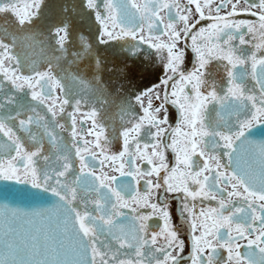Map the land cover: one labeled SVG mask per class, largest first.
Returning a JSON list of instances; mask_svg holds the SVG:
<instances>
[{
    "label": "snow or ice",
    "instance_id": "6c2138e0",
    "mask_svg": "<svg viewBox=\"0 0 264 264\" xmlns=\"http://www.w3.org/2000/svg\"><path fill=\"white\" fill-rule=\"evenodd\" d=\"M44 7V0H0V181L30 185L37 191L28 197L51 205L31 214L49 213L46 227L17 226L15 209L0 213V264H179L174 253L185 241L161 190L180 199L191 264H264V138H252L264 125V0H86L103 29L99 43L130 38L127 51L146 45L164 71L155 88L114 100L112 113L99 60L91 80L60 75L69 55L66 21L49 31L60 55L29 64L17 53L18 40L36 42L31 26ZM241 14L258 20L235 19ZM79 39L70 63L90 54L91 44ZM182 39L191 40V70ZM69 78L101 105L86 114L92 141L77 130L84 98L72 96ZM117 123L122 150L109 153L108 126L115 133ZM106 162L131 180L109 175ZM154 217L163 222L159 231L149 230Z\"/></svg>",
    "mask_w": 264,
    "mask_h": 264
},
{
    "label": "flooded vegetation",
    "instance_id": "af4514ba",
    "mask_svg": "<svg viewBox=\"0 0 264 264\" xmlns=\"http://www.w3.org/2000/svg\"><path fill=\"white\" fill-rule=\"evenodd\" d=\"M99 2V0H98ZM46 7L42 9V15L38 17L32 27L33 34L36 36V42L32 40H18L16 51L21 57L28 61L29 64L33 60L39 61L41 56L51 57L53 55H60V53L53 52L50 45L54 44V41L49 36V31L54 32L53 25H58L61 21H66L69 24V42L66 44V47L69 49V55L66 59L60 61V72L61 76H65L69 73L82 76L85 80H91L93 72L96 67V61L99 60L100 66L103 69L101 75L103 83L107 86L108 92L110 95L106 97L107 104L104 106L108 113L116 111V106L113 103L115 100L117 103L124 98L132 99V94H139L141 91H146L148 89L155 88L159 85L160 80L164 78V71L159 66V61L155 58L154 50L148 49L146 45H142V52H136L135 55L132 52L127 51L132 45L135 44L130 38L124 40H113L109 43H99L98 37L102 32V26L95 19L93 10L86 7V0H44ZM241 7H245L241 3ZM67 9L68 11H65ZM224 14V13H221ZM198 18V17H196ZM9 21L12 23L9 24V30H15V18L8 16ZM237 20H248L256 22L258 17H252L247 14H241L235 17ZM2 22V21H0ZM212 23V21H201L200 27H206L207 24ZM22 35V34H21ZM83 35L87 42L91 44L90 54L84 59L77 61L76 63H70L73 57L71 56L72 51H80L81 41L80 36ZM248 37L246 36V39ZM43 42L44 52L41 53L40 42ZM185 43L189 45L186 49V62L185 69L191 70L193 54L191 52V40L185 41L181 40V46H184ZM250 47V46H248ZM216 63V62H213ZM45 65L37 64V70H43ZM30 69H26L25 73ZM63 70V71H61ZM220 75H222V69L220 70ZM220 75L217 76V79L220 78ZM66 84L72 86V96L76 99L84 98V103L81 104V110L78 113H75L77 120V130L83 132V136L87 140H94L93 136L87 135V133L92 130L91 120L86 115L91 107L95 105L96 107H101L97 104L95 98L92 96L91 92L85 90L81 91L78 84H73L71 79L64 81ZM163 97L162 87L158 89ZM57 95L63 98V95L57 90ZM161 101H156L155 103H162ZM170 107V106H169ZM66 112L73 111V107L65 106ZM58 110V105H57ZM175 109L170 107V113H175ZM164 113H161L163 116ZM65 123L66 127L70 126L71 121L66 118L60 121ZM169 123L173 126L176 121L173 117L169 116ZM256 127H263L264 125H257ZM117 132L112 131V127L109 124L108 126V136L109 144L107 145L109 153H118L122 150V140L118 135L119 123L116 125ZM62 135L66 139H71V133L69 131L61 130ZM261 131H258L260 134ZM264 137L261 135H255L253 139L260 140ZM98 151V150H97ZM171 160V154H169ZM119 163V162H117ZM140 166L147 168L148 166L143 162H139ZM127 165H125V170H127ZM106 172L109 175L117 176L118 180L128 179L131 180V177H120L119 172L114 169L107 167V162L105 165ZM141 191H143V181H141ZM160 200H168L170 210L172 213L171 224L178 230L179 236L185 241V248L183 252L174 253L178 254L181 259L179 264H191L189 259L191 255V237L187 232V225L185 224L184 218L179 214L180 199L177 198V194L173 193H164L163 190L159 193ZM153 202H156V194L153 195ZM215 203V202H213ZM199 207V204H197ZM150 211V210H144ZM162 221L158 217H154L152 220L148 221L150 231H159L162 226ZM242 245L246 244V241L241 240ZM241 251H246L245 248H242ZM226 250H221V257L226 259Z\"/></svg>",
    "mask_w": 264,
    "mask_h": 264
},
{
    "label": "water",
    "instance_id": "95a60500",
    "mask_svg": "<svg viewBox=\"0 0 264 264\" xmlns=\"http://www.w3.org/2000/svg\"><path fill=\"white\" fill-rule=\"evenodd\" d=\"M264 130L263 127H255L252 129L253 136L260 135L258 131ZM5 186L9 189L8 193H4ZM36 189L31 188L30 185L17 184L12 181H0V213H7L8 210H18L22 215L17 220V226L23 228H32L48 226V215L45 213L39 216L31 215L34 212H42L45 208H50V204L42 203L40 201L31 199L26 193L36 192ZM4 194H8L6 197ZM49 199H55L51 197L50 193L43 194ZM7 206V207H5ZM27 213L28 215H23Z\"/></svg>",
    "mask_w": 264,
    "mask_h": 264
}]
</instances>
